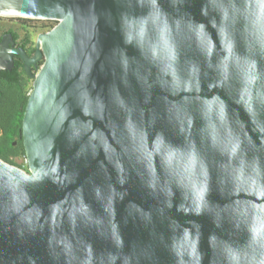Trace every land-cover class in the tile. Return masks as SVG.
Returning a JSON list of instances; mask_svg holds the SVG:
<instances>
[{"label":"water","instance_id":"95a60500","mask_svg":"<svg viewBox=\"0 0 264 264\" xmlns=\"http://www.w3.org/2000/svg\"><path fill=\"white\" fill-rule=\"evenodd\" d=\"M0 16L59 22L33 57L0 43L33 81L29 172L0 159V264H264V0Z\"/></svg>","mask_w":264,"mask_h":264},{"label":"trees","instance_id":"16d2710c","mask_svg":"<svg viewBox=\"0 0 264 264\" xmlns=\"http://www.w3.org/2000/svg\"><path fill=\"white\" fill-rule=\"evenodd\" d=\"M9 33L15 42L21 43L27 53L34 52L30 32H27L24 38L16 31L11 30ZM31 90L32 79L19 58L14 59L12 69L0 70V159L26 172H29V168L26 163L22 128ZM19 159H23L25 163H18Z\"/></svg>","mask_w":264,"mask_h":264},{"label":"rangeland","instance_id":"374dc122","mask_svg":"<svg viewBox=\"0 0 264 264\" xmlns=\"http://www.w3.org/2000/svg\"><path fill=\"white\" fill-rule=\"evenodd\" d=\"M58 23L59 22L55 20L27 19L21 17L0 16V37L9 28L16 29L23 37L25 32L24 27H26L27 31L31 32L32 34L33 42H36L37 37L40 34H44L46 32L51 31L58 25ZM47 27H50V29ZM18 163L24 164L25 161L23 159H19Z\"/></svg>","mask_w":264,"mask_h":264},{"label":"flooded vegetation","instance_id":"af4514ba","mask_svg":"<svg viewBox=\"0 0 264 264\" xmlns=\"http://www.w3.org/2000/svg\"><path fill=\"white\" fill-rule=\"evenodd\" d=\"M25 28V32H24V35H23V37L21 36V38H24L25 37V34L27 33V32H29V31H27V29H26V27H24ZM47 28H49L50 29V27H47ZM16 31V32H18L16 29H12V28H9V29H7L4 33H3V35L0 37L1 38V40H0V43H2V41L3 40H5V39H7L8 38V36L9 35H11L9 32L10 31ZM19 33V32H18ZM31 33V32H30ZM47 33V32H46ZM19 35H21L20 33H19ZM12 36V35H11ZM31 36H32V34H31ZM13 37V36H12ZM14 39V38H13ZM32 39V38H31ZM15 41V40H14ZM32 41H33V39H32ZM29 47V46H28ZM32 47L34 48V52L31 54H29V53H27V51L25 50V52H26V54L29 56V57H33L34 55H35V53H36V42H33V45H32ZM15 48H22L21 47V43H17V42H15ZM23 49V48H22ZM15 58H19L21 61H22V59L20 58V57H18V56H14L13 57V59H15ZM23 62V61H22ZM42 63V62H41ZM41 63H40V65H41ZM23 65H24V63H23ZM25 68V67H24ZM32 73L33 74H36L37 73V70H36V68H32ZM33 82V81H32Z\"/></svg>","mask_w":264,"mask_h":264}]
</instances>
